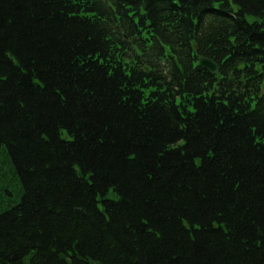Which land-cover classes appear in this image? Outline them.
<instances>
[{"label": "trees", "instance_id": "1", "mask_svg": "<svg viewBox=\"0 0 264 264\" xmlns=\"http://www.w3.org/2000/svg\"><path fill=\"white\" fill-rule=\"evenodd\" d=\"M10 172L0 264H264V0H0Z\"/></svg>", "mask_w": 264, "mask_h": 264}, {"label": "rangeland", "instance_id": "2", "mask_svg": "<svg viewBox=\"0 0 264 264\" xmlns=\"http://www.w3.org/2000/svg\"><path fill=\"white\" fill-rule=\"evenodd\" d=\"M4 165H6V164L4 163ZM11 176H12V173L10 172L9 173V177H10L9 180L10 181H9L8 188L12 192V195L9 196L5 192L0 190V211L3 210V209H6L9 206V204L15 202L17 200V197H18L17 196L18 182L16 181V179H14ZM3 197H6V198H3Z\"/></svg>", "mask_w": 264, "mask_h": 264}, {"label": "water", "instance_id": "3", "mask_svg": "<svg viewBox=\"0 0 264 264\" xmlns=\"http://www.w3.org/2000/svg\"><path fill=\"white\" fill-rule=\"evenodd\" d=\"M197 44L195 45V49H197ZM135 48L137 49V52L141 55L142 52L140 49L137 48V46L135 45ZM198 63L204 67L205 69H207L210 72L213 73H217L219 70V66L218 63L215 62L212 58H209L207 56H204L203 54H199L198 55Z\"/></svg>", "mask_w": 264, "mask_h": 264}]
</instances>
